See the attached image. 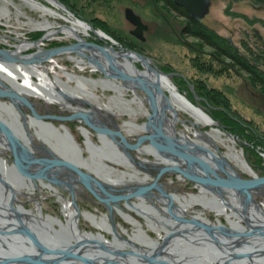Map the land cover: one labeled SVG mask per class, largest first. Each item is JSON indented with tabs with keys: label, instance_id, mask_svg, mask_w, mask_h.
Masks as SVG:
<instances>
[{
	"label": "flooded vegetation",
	"instance_id": "obj_1",
	"mask_svg": "<svg viewBox=\"0 0 264 264\" xmlns=\"http://www.w3.org/2000/svg\"><path fill=\"white\" fill-rule=\"evenodd\" d=\"M157 1L185 20L181 42L196 53L195 68L212 73L216 62L226 74L224 47L216 57L210 43L188 37L195 23L216 32L204 22L208 15L199 21L174 0ZM147 25L144 35L150 30ZM132 26L129 33L136 43L145 42L146 35L139 39ZM2 39L5 46L0 49L17 50L19 44ZM102 40L90 41L99 47L94 48L99 61L91 68L102 75L99 78L68 70L66 75L64 67L59 73L55 59H49L55 88L51 94L63 101L59 93L67 91L72 99L68 109L34 97L23 87L21 76L11 81L0 73V257H31V264H264V191L254 193L264 185L249 189L254 206L245 207L241 198L247 193L211 182L245 178L219 147L197 140L192 132L183 138V129L178 128L182 120L174 125L175 131L170 128L171 105L162 97L171 94L161 82L168 80L178 90L184 78L191 86L183 92L190 95L189 103L209 116L210 105L201 100L223 92L204 78L187 80L146 54L142 55L152 70L140 61L137 73L113 56L138 51L136 43L112 45ZM8 64L15 69L24 63ZM138 74L143 75L142 82L126 78ZM80 77L87 78L93 91L100 87L114 92L110 104H97L99 95L79 90ZM147 89L157 105L151 103ZM135 91L141 98L144 93L143 102L139 99L145 108L143 122L133 117L134 108L117 109L123 104L112 100L122 95L118 99L124 102L125 93ZM123 115L130 118L120 121ZM215 121L222 132L224 126ZM178 169L206 181H194ZM179 179L197 192L182 196L175 185ZM212 212L218 217L212 219ZM30 263L26 258L15 264Z\"/></svg>",
	"mask_w": 264,
	"mask_h": 264
},
{
	"label": "rangeland",
	"instance_id": "obj_2",
	"mask_svg": "<svg viewBox=\"0 0 264 264\" xmlns=\"http://www.w3.org/2000/svg\"><path fill=\"white\" fill-rule=\"evenodd\" d=\"M58 1L63 5V10L59 9L61 12L80 19L94 30H101L117 44H122L126 40L129 44L135 45L137 41L129 33L133 26L125 14L126 8H132L150 26V30L145 34L146 41L136 43L139 47L136 52L148 55L157 64L160 63L167 70L170 69L184 75L187 80L204 78L210 86L215 87L218 91L221 90L222 94H211L205 96L206 101L201 100L200 102L199 100L202 104L210 105L208 107L211 110V118L214 121L218 120L224 126L222 128L224 142L217 143L221 154L227 153L226 145H234L235 150L242 154V158L247 164L243 166L240 162L230 159L239 173L245 179L255 177V175L259 177L264 175V93L255 88L245 75L236 72L231 67H227L226 74L219 71L220 67L216 62H213V65H216L217 69L212 73L202 74L196 69L192 61V58L197 56L196 53L186 43L181 42L185 20L172 11H166L165 5L157 0ZM1 4H3V0H0ZM8 5L12 10V15L8 21L3 19L0 22V46H5L2 43V38L11 44H20L23 40L28 42L43 40L40 44L44 49H50L56 45L68 46L78 42V39L69 37L64 33L56 34L51 39H42L46 32L29 23V17L35 20H43L41 14L32 10L21 0H13ZM16 6L23 13H20ZM49 20L54 26L53 29L58 28L60 24L70 25L64 18L49 16ZM204 22L228 39L241 53L249 55L254 52L259 55L263 59L259 65L264 69V3L256 0H213L210 12ZM83 39L90 42L98 41L101 38H97L90 31L89 35L84 36ZM188 41H192V38ZM102 42L105 43L108 40H102ZM37 51L38 48L32 46L22 51V54L29 55ZM70 55L76 56L77 54L64 52L53 56L57 62V72L62 73L60 67H64L69 72L82 74L86 77L99 78L102 76L98 72L92 73L91 68L87 66L85 70H81L70 59ZM136 62L137 67L140 68V61ZM44 64L48 67L52 66L50 62ZM190 87L184 78L177 85L178 91L184 97L186 94L183 92L190 90ZM94 92L100 96L96 103L101 105L110 104L108 98L114 94V92L104 91L100 87L95 88ZM141 96L145 98L144 93ZM123 97L125 98L124 104L116 108L125 110L126 107H132L137 111L133 117L138 122L145 121V108L141 106L142 103L138 99H135V95L132 92H126ZM189 97L190 95H186L187 100ZM128 118L130 117L123 115L119 117V120H128ZM181 118L183 122H189L188 124L191 123V120L193 121V118L188 114H182ZM183 122L178 124V128L185 129ZM201 129L203 132H208L210 126H202ZM229 132L234 136H239V140L232 137ZM187 133L192 134L188 131ZM175 185L179 188L182 196L197 192L191 183L182 179L177 180ZM258 200L262 201L261 198ZM211 214L212 219L218 217L214 212Z\"/></svg>",
	"mask_w": 264,
	"mask_h": 264
},
{
	"label": "bare ground",
	"instance_id": "obj_3",
	"mask_svg": "<svg viewBox=\"0 0 264 264\" xmlns=\"http://www.w3.org/2000/svg\"><path fill=\"white\" fill-rule=\"evenodd\" d=\"M23 1L27 6H29L32 10H35L41 14L43 17V20H35L31 17H29V23L32 24L35 28L45 31V39L50 38L55 34L64 33L69 37H74L76 39H83L84 36L89 35L90 31H94L91 26H89L87 23L81 21L80 19H77L73 17L70 14H66L61 12L60 10H63V5L58 0H21ZM13 2V0H3V4L0 5V22L3 19H6L7 21L10 19L12 15V10L9 7V3ZM19 9L20 13H23V11L16 6ZM60 9V10H59ZM49 16L53 17H59L64 18L67 22L70 23V25H63L60 24L58 28L53 29V24L49 20ZM143 21V20H142ZM96 36L103 40H108L109 43L114 45L116 42L113 41L109 36L104 34L101 31L96 30L95 32ZM43 40L37 41V42H28V41H21L20 44L17 46L16 51H10L11 56L20 57L24 54L20 53L21 51H25L28 48H31L32 46H35L38 48V51L42 50L41 42ZM77 55L72 56L70 55V58L78 65V67L81 70H85L86 66L89 68H93L94 61L93 58H95V61H99L96 53L97 50L85 47V49H78L76 51ZM94 55V56H93ZM123 52H115L113 53V56L115 57V60L117 62H121L124 65H128L132 68L137 69V59H133L132 57L125 56ZM96 56V57H95ZM52 58V57H50ZM49 58V59H50ZM49 59H45L44 57L40 58L39 60L32 61L29 63L24 64H18L15 65V69L11 68L12 65H9L8 63H16L13 61H8L5 58H0V73L7 76L11 81L15 80L18 76H21L23 79V87L28 89V92L31 93L34 97L38 99H44L48 103H58L63 107V109H68L72 107L71 101L72 99L69 98V93L65 90L63 92H60L59 94L63 96V101L55 98L51 94V91H54V85L52 84V79L50 78V70H53L52 68L47 67L44 63L49 62ZM51 62L53 61L50 59ZM50 62V63H51ZM115 62V63H117ZM119 62V63H120ZM3 63V64H2ZM7 63V65H6ZM20 63V62H19ZM23 63V62H22ZM118 64V63H117ZM7 67H6V66ZM14 67V66H13ZM95 68V67H94ZM63 73L66 75H69V72L63 68ZM155 71V70H154ZM153 72V71H152ZM33 76L37 77V81L34 82ZM57 78L59 76L56 74ZM77 82L79 84L78 89L83 91L84 93L90 94V95H96V93L88 86H90L87 78H77ZM162 87L166 89L171 95L164 94L162 99L169 103L171 106L168 109L169 113L173 115V118H170V128L175 131L176 123L181 121L182 114H188L191 118H193V121L191 120L190 124H188L187 121H185V129L181 130V134L183 138H187V131L192 132L196 135L197 140L204 141L205 143L209 145H214L218 147V142H224V136L222 132L217 129V121H214L211 116L206 113L203 109L197 108L196 106L192 105L188 102L187 98L183 95H180L178 93V90L176 89V86L173 85L170 81H162ZM103 85V84H101ZM104 86V85H103ZM117 86V85H116ZM135 99L141 100L143 102V98L140 97L139 92L135 91ZM76 98L80 97L83 98L81 95L77 94L75 96ZM122 97L120 95L118 98ZM117 96L113 97L112 100H114L116 103L124 104L123 100L118 99ZM78 101V100H76ZM202 126H210V131L203 132ZM228 151L226 153V156H228L230 159L235 160L236 162H240L243 166H246L245 160L242 158V154L237 152L235 150L234 145H226ZM264 191V187L260 188L259 190H256L254 193L259 194ZM243 201V204L245 207H248L251 205L253 207V202H249L246 197L241 198ZM258 211V210H257ZM225 212V211H224Z\"/></svg>",
	"mask_w": 264,
	"mask_h": 264
},
{
	"label": "water",
	"instance_id": "obj_4",
	"mask_svg": "<svg viewBox=\"0 0 264 264\" xmlns=\"http://www.w3.org/2000/svg\"><path fill=\"white\" fill-rule=\"evenodd\" d=\"M174 1L176 4L183 6L193 18L199 21L203 20L209 14L211 6H212V2H213V0H174ZM125 14H126V18L135 26V29L132 31V33L139 39L145 40L146 38H145L144 33L145 31H147L148 25L142 21V18L138 14H136L132 8H126ZM42 39H45V36ZM85 47H90L93 49L99 48L94 43L87 42L84 39H78V42L75 44H71L68 46L53 47L50 49L42 48V50L40 51H37L29 55H23L20 57L11 56L9 50L0 49V58H5L8 61L23 62L27 64L29 62L39 60L42 57H44V60H45V59H49L50 57L59 55L64 52H76L78 49H82ZM100 49H101V52H103V54L105 55V57H109V54L106 53V50L104 48H100ZM125 56L132 57L133 59H137L138 61L143 62L145 66H147L148 69L152 70L151 67L149 66L148 61L145 59V57L142 54L135 52V51H129L126 53ZM92 61L95 62V58H93ZM134 70L137 73L140 72L139 68L137 69L134 68ZM142 77L143 75L141 74H138L137 78L126 75V78L131 79L133 82H136L137 80L142 82L143 81ZM147 93L151 97V103L153 105H157L155 101L154 93L151 92L149 89H147ZM178 171L184 174L187 178H190L194 181H197V182L206 181V179L194 176L186 170L178 169ZM211 182H214L217 185H220L223 187H233V188L239 189L242 192L247 193L248 194L247 199L251 200L250 193L248 192L249 189L264 185V176L254 177L251 179H237L234 182H230L228 180H223L219 178L216 181H211ZM26 258L28 260V263L30 262L33 263L31 257H26ZM26 258L24 259V258H15V257L13 258L0 257V264H15L16 262L25 261Z\"/></svg>",
	"mask_w": 264,
	"mask_h": 264
},
{
	"label": "trees",
	"instance_id": "obj_5",
	"mask_svg": "<svg viewBox=\"0 0 264 264\" xmlns=\"http://www.w3.org/2000/svg\"><path fill=\"white\" fill-rule=\"evenodd\" d=\"M256 1L264 3V0ZM192 27L193 30L188 33V37H193L195 43H210L213 56L216 57L220 56V47H224L225 52L222 57L226 61V66L245 75L255 88L264 93V69L259 65L263 59L259 55L254 52H251L250 56L241 53L228 39L219 36L213 30L205 29L196 23Z\"/></svg>",
	"mask_w": 264,
	"mask_h": 264
}]
</instances>
